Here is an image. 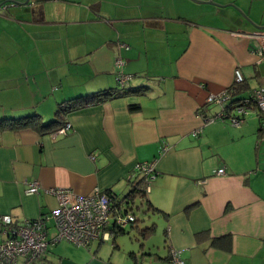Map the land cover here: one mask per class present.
<instances>
[{"label": "crops", "instance_id": "0c3cea01", "mask_svg": "<svg viewBox=\"0 0 264 264\" xmlns=\"http://www.w3.org/2000/svg\"><path fill=\"white\" fill-rule=\"evenodd\" d=\"M258 26L264 0H0V118L39 114L47 122L59 103L117 88V56L133 75L116 96L64 114L66 133L0 128V214L17 221L50 212L58 202L48 187L124 197L141 181L135 164L154 162L145 215L120 231L129 227L137 240L127 257L114 256L120 232L107 225L87 247L49 244L29 264H168L170 247L185 264H264L260 112L251 106L237 125L202 119L219 109L206 103L208 94L230 87L236 69L243 81L232 99L264 85L257 41L235 33ZM34 180L39 190L27 194ZM5 235L0 224V242Z\"/></svg>", "mask_w": 264, "mask_h": 264}, {"label": "built area", "instance_id": "2783aa9c", "mask_svg": "<svg viewBox=\"0 0 264 264\" xmlns=\"http://www.w3.org/2000/svg\"><path fill=\"white\" fill-rule=\"evenodd\" d=\"M235 33L254 38L257 41V46L254 48L255 53L259 56V60L264 57V30H237ZM119 45L128 48L125 43L120 42ZM123 64L122 57L117 56L114 59L116 80L120 84L131 78V74L122 70ZM242 79L240 71L236 69L234 81H242ZM206 103L216 104L219 109L214 115H202L204 126L215 118L228 119L231 124L237 125L253 105L258 108L261 123L264 126V85L253 88L247 97L236 101H232L227 89L209 93ZM70 127L71 123L65 121L54 132L66 133ZM200 129L194 130L193 134L197 135ZM167 148V144H163L162 151ZM88 157L94 160L95 153H89ZM135 169L141 173L144 190L148 192L150 181L154 177V162H137ZM216 173L223 174L224 167H219ZM38 190L39 185L36 180L26 181L25 192L27 194L37 193ZM44 191L57 198L58 204L50 212L17 221L8 214H0V224L6 234L0 242V264H14L18 258H22V264H29L40 257L47 250L49 244L61 240L87 247L92 240L104 237L107 225H110L111 229H120L134 220L133 214H123L113 205L116 200L114 194L110 195L98 187L88 194L75 193L64 187H48ZM50 223L54 226L55 231L51 236H48ZM168 264H185L180 249L169 248Z\"/></svg>", "mask_w": 264, "mask_h": 264}, {"label": "trees", "instance_id": "16d2710c", "mask_svg": "<svg viewBox=\"0 0 264 264\" xmlns=\"http://www.w3.org/2000/svg\"><path fill=\"white\" fill-rule=\"evenodd\" d=\"M6 5L4 4V7ZM132 76L133 75L131 74V78H132ZM130 79H128L126 82H124L122 84H120L116 80L118 83L117 88H109V89L99 90L95 93L86 94L84 96H77L75 98H71V99L66 100L62 103H59L58 108L55 112V117L50 121L43 122L40 119L39 114H30V115L22 116L19 118L3 117V118H0V128H3V127H16V128L31 127L32 129H34L38 132H52L55 129H57V127H59L60 125H62L65 122L63 115L66 114L68 111H70L74 108L82 107V106L87 105L89 103L101 101V100H103L109 96L110 97L116 96L121 91V88H123L128 83V81H130ZM242 81H243V79H242ZM242 81H237V82L233 81V84L226 89L228 90V92H230L232 94V93L236 92L235 90L237 88L241 89L240 86H241ZM250 92H251V90H250ZM250 92H249V94H250ZM247 96H245V97H247ZM242 98H244V97H242ZM239 99H241V98H239ZM239 99H232V101H236ZM130 107L134 108V107H136V105H131ZM261 126H262V123H261ZM262 128H264V126H262ZM104 192H106L110 195L114 194L111 192V190L104 191ZM146 193L147 192L144 190L143 182L141 180L137 184H135L134 187H132L125 194L124 197L115 196L116 200L113 202L114 203L113 205H115L118 208V210L123 214H125V213L133 214L134 220L129 222V223H132V222L136 221V219H137L135 217V212L132 211V208H133L132 204L134 203V199L137 196H140L141 198L145 197ZM144 203L146 204V206L148 208H153L154 210L156 209L155 207H152V204L148 200H145ZM126 226H124L123 228H120V229H112V230H113V232L124 231V228ZM152 229H153L152 225L144 226V227L140 228V233H141V235L144 236L146 233H149L150 231H152ZM136 264H138V263H136Z\"/></svg>", "mask_w": 264, "mask_h": 264}, {"label": "rangeland", "instance_id": "374dc122", "mask_svg": "<svg viewBox=\"0 0 264 264\" xmlns=\"http://www.w3.org/2000/svg\"><path fill=\"white\" fill-rule=\"evenodd\" d=\"M254 30H257L254 29ZM143 198V197H142ZM142 198L140 196H137L135 199H134V203L132 204V211L135 212V214L139 217V218H142L145 214L142 212V210H140V204L141 202L143 201ZM138 218V219H139ZM53 226V225H52ZM158 227L160 229V231H157V232H153L152 235L150 236V243H154V245L157 246V244L161 245L162 243V236H161V231L162 229L160 228L161 225L158 223ZM54 228V226H53ZM128 228H126L127 231H125L124 233H118L116 235V241L119 242V244L121 245V248L120 249H113L111 246V240L109 241H104L103 244H102V251L103 252H107L109 253L108 251L110 250V248H112L113 252H114V256H122V258L127 257L128 256V253L127 251L130 250V248H133L134 246H136L135 244H137V240H136V237L135 236H132L133 233L131 232L130 234L128 233ZM54 231H55V228H54ZM138 236V235H137ZM61 242V243H60ZM61 244V249H69V245L72 246V247H75L76 245L72 244V243H69L65 240H61L59 241L57 244ZM56 244V245H57ZM54 245V244H53ZM54 245V246H56ZM80 247H84V246H80ZM76 248V247H75ZM64 251V250H63ZM128 260L130 258H127ZM131 260V259H130Z\"/></svg>", "mask_w": 264, "mask_h": 264}, {"label": "water", "instance_id": "95a60500", "mask_svg": "<svg viewBox=\"0 0 264 264\" xmlns=\"http://www.w3.org/2000/svg\"><path fill=\"white\" fill-rule=\"evenodd\" d=\"M12 3H15V2H17V3H27L28 2V0H24V1H17V0H10ZM205 1V0H204ZM206 1H208V0H206ZM210 2H213V1H210ZM259 28H257V30H264V26H258Z\"/></svg>", "mask_w": 264, "mask_h": 264}]
</instances>
